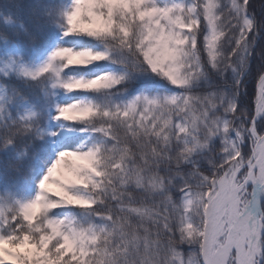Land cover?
Masks as SVG:
<instances>
[{
	"label": "snow or ice",
	"instance_id": "snow-or-ice-1",
	"mask_svg": "<svg viewBox=\"0 0 264 264\" xmlns=\"http://www.w3.org/2000/svg\"><path fill=\"white\" fill-rule=\"evenodd\" d=\"M0 264H264V0H0Z\"/></svg>",
	"mask_w": 264,
	"mask_h": 264
}]
</instances>
